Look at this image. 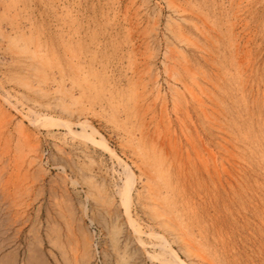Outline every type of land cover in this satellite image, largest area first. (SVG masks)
Here are the masks:
<instances>
[{"label":"rangeland","instance_id":"rangeland-1","mask_svg":"<svg viewBox=\"0 0 264 264\" xmlns=\"http://www.w3.org/2000/svg\"><path fill=\"white\" fill-rule=\"evenodd\" d=\"M0 264H264V0H0Z\"/></svg>","mask_w":264,"mask_h":264},{"label":"bare ground","instance_id":"bare-ground-1","mask_svg":"<svg viewBox=\"0 0 264 264\" xmlns=\"http://www.w3.org/2000/svg\"><path fill=\"white\" fill-rule=\"evenodd\" d=\"M175 8V7H174ZM183 9V8H182ZM185 9V8H184ZM197 16V15H196ZM198 16H200V15H198ZM202 18V17H201ZM181 32V31H180ZM184 35V34H183ZM35 56V55H34ZM46 61V60H45ZM201 86V85H200ZM188 87H190V86H188ZM204 89V88H203ZM195 91V90H194ZM192 93V92H191ZM195 93V92H194ZM203 93V92H202ZM204 94V93H203ZM196 96V95H195ZM205 112V111H204ZM206 114V113H205ZM209 115V114H208ZM211 117V116H210ZM207 118V117H206ZM209 120V119H208ZM173 226V225H172ZM186 231V230H185ZM184 239V238H183ZM201 256V255H200ZM204 259V258H203ZM210 262V261H209Z\"/></svg>","mask_w":264,"mask_h":264}]
</instances>
